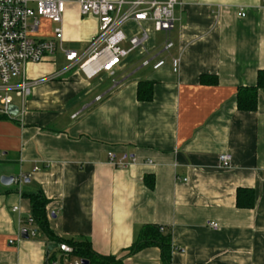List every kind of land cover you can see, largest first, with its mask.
Segmentation results:
<instances>
[{"label":"crops","instance_id":"1","mask_svg":"<svg viewBox=\"0 0 264 264\" xmlns=\"http://www.w3.org/2000/svg\"><path fill=\"white\" fill-rule=\"evenodd\" d=\"M74 15L63 17L64 45L81 50L98 19ZM174 15L167 33L126 23L128 36L145 28L149 37L113 74L64 70L61 52L26 65L29 95L10 91L18 114L0 112V178L14 177L0 180V264H45L49 237H21L31 210L23 193L32 192L48 199L55 236L87 240L121 264H264V89L254 110L236 105L238 89L264 70V0H179ZM143 80L149 101L137 99ZM110 153L131 164L116 167ZM222 153L231 154L227 167ZM238 188L250 191L251 207L238 205L250 197ZM147 224L170 234L167 258L158 244L130 251ZM56 255L60 264L78 258Z\"/></svg>","mask_w":264,"mask_h":264},{"label":"built area","instance_id":"2","mask_svg":"<svg viewBox=\"0 0 264 264\" xmlns=\"http://www.w3.org/2000/svg\"><path fill=\"white\" fill-rule=\"evenodd\" d=\"M67 0H0V112L8 114L11 104L10 91H14L23 100L29 95L33 81L26 77L28 63H41L61 52L67 62L64 70L75 67L90 79L100 72L113 74L123 60L142 46L149 37L145 28H140L136 35L128 36L124 25L128 22L142 23L149 21L155 32L167 33L175 22L174 10L179 0H77L82 16H95L98 28L81 50H74L64 45L63 16ZM244 16V12H238ZM50 22V27L43 26V21ZM49 29V33L44 31ZM172 42L167 38L164 49H169ZM158 59L151 64L153 69L164 64ZM173 72L179 69V59H171ZM150 64L148 59L142 65ZM63 71V70H62ZM57 76L53 73L49 78ZM17 78L18 81L13 82ZM109 161L118 168L131 164L125 158H116L109 154ZM222 166H229L230 153L219 155ZM13 211H18L13 206ZM27 233L34 236L37 226L29 215L26 219ZM212 228L217 223L211 222ZM12 242V240H10ZM59 250L70 254L72 247L66 243L58 245ZM66 264H82L81 259L67 261ZM45 264H59L58 260L45 258Z\"/></svg>","mask_w":264,"mask_h":264},{"label":"trees","instance_id":"3","mask_svg":"<svg viewBox=\"0 0 264 264\" xmlns=\"http://www.w3.org/2000/svg\"><path fill=\"white\" fill-rule=\"evenodd\" d=\"M202 83H215L216 79L214 77H209L206 75L201 76ZM260 89H264V70H259L257 73V80L254 86L241 87L236 93V105L237 108L244 111H251L256 108L257 105V95ZM137 99L140 101H149L152 99L153 89L152 82L143 80L139 81L137 84ZM5 116L0 114V119ZM248 192L250 191L244 188H238L239 192ZM24 197H27L31 203L30 215L33 218L34 224L37 226V229L42 233L46 234L50 241L57 243H66L72 247V252L69 254V257L74 256L80 259L88 260V264H121V260L117 259L113 255H100L96 253L90 242L87 240H72L65 239L55 236L49 228L48 219L45 207L48 204V199L40 192L32 193H23ZM246 202L241 203L238 200V205H246L251 207L253 205V196L249 195ZM170 234H162V228L156 224H147L144 225L141 229L139 239L133 244L130 251H135L145 245L158 244L162 248L163 257L167 258L166 251L169 245ZM59 250V247H56L48 252L47 259L57 260L56 251ZM61 251V250H59ZM62 252V251H61ZM62 263V261H60ZM60 264V263H59ZM63 264V263H62Z\"/></svg>","mask_w":264,"mask_h":264},{"label":"rangeland","instance_id":"4","mask_svg":"<svg viewBox=\"0 0 264 264\" xmlns=\"http://www.w3.org/2000/svg\"><path fill=\"white\" fill-rule=\"evenodd\" d=\"M75 12H77V14H79V16H81L80 11H79V5L77 2H75L74 0H67L65 3V11H64V16L66 17L69 15L70 18H73L75 15ZM68 22V21H67ZM43 26L47 27L50 26V22L47 20L43 21ZM66 44V42H65ZM68 46V48L71 47L72 48H78L81 44H76V43H68L66 44ZM66 46V47H67ZM58 53V52H57ZM62 56L60 54H57V63L58 65H62ZM15 102H17V100L15 99Z\"/></svg>","mask_w":264,"mask_h":264},{"label":"water","instance_id":"5","mask_svg":"<svg viewBox=\"0 0 264 264\" xmlns=\"http://www.w3.org/2000/svg\"><path fill=\"white\" fill-rule=\"evenodd\" d=\"M7 112L9 115L16 116L18 114V107L14 104H9V106L7 108ZM0 180L4 184H9L10 182H12L14 180V177L13 176H2L0 178ZM21 237L28 238V233H27V230L25 228H22V230H21ZM56 247H58L57 243L50 242L47 245L46 254H48L49 251H51L52 249H54ZM81 262H82V264H88V260H86V259H81Z\"/></svg>","mask_w":264,"mask_h":264}]
</instances>
